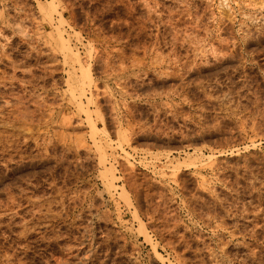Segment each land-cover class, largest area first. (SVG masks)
<instances>
[{"label": "rangeland", "instance_id": "374dc122", "mask_svg": "<svg viewBox=\"0 0 264 264\" xmlns=\"http://www.w3.org/2000/svg\"><path fill=\"white\" fill-rule=\"evenodd\" d=\"M0 264H264V0H0Z\"/></svg>", "mask_w": 264, "mask_h": 264}, {"label": "bare ground", "instance_id": "6f19581e", "mask_svg": "<svg viewBox=\"0 0 264 264\" xmlns=\"http://www.w3.org/2000/svg\"><path fill=\"white\" fill-rule=\"evenodd\" d=\"M53 6V5H52ZM61 14V13H60ZM59 34H61V33H59ZM62 35V34H61ZM70 50H71V48H70ZM87 75V74H86ZM115 171V170H114ZM112 173V172H111Z\"/></svg>", "mask_w": 264, "mask_h": 264}]
</instances>
